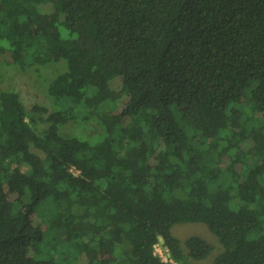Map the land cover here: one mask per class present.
Instances as JSON below:
<instances>
[{
  "label": "trees",
  "instance_id": "obj_1",
  "mask_svg": "<svg viewBox=\"0 0 264 264\" xmlns=\"http://www.w3.org/2000/svg\"><path fill=\"white\" fill-rule=\"evenodd\" d=\"M62 62L52 108L2 87ZM160 239L264 264V0H0V264H172Z\"/></svg>",
  "mask_w": 264,
  "mask_h": 264
},
{
  "label": "rangeland",
  "instance_id": "obj_2",
  "mask_svg": "<svg viewBox=\"0 0 264 264\" xmlns=\"http://www.w3.org/2000/svg\"><path fill=\"white\" fill-rule=\"evenodd\" d=\"M62 34L66 35L68 30L62 28ZM65 31L67 33H65ZM67 36V35H66ZM66 63L62 62L59 65H54L49 68L26 69L21 70L16 67L6 68L4 78L2 80L3 88H11L21 94L24 102L30 107L31 104L46 105L52 108L53 99L47 94V88L53 78L61 72L66 71ZM65 135H76L87 139L98 138L104 134L103 126L97 120L89 122H70L61 127ZM172 232L183 242L192 235H198L209 242L213 249L206 259L202 262H212L218 253L222 250V244L216 234L211 232L205 223H180L172 228ZM156 253L163 260L172 264H178L170 255L169 249L164 244L163 239H160L156 244ZM198 263V262H197ZM125 264H128L125 262Z\"/></svg>",
  "mask_w": 264,
  "mask_h": 264
}]
</instances>
